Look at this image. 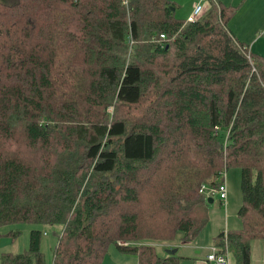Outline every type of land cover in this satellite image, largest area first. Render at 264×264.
I'll list each match as a JSON object with an SVG mask.
<instances>
[{"label": "trees", "instance_id": "obj_1", "mask_svg": "<svg viewBox=\"0 0 264 264\" xmlns=\"http://www.w3.org/2000/svg\"><path fill=\"white\" fill-rule=\"evenodd\" d=\"M126 2L0 0V226L60 225L53 264H100L111 244L137 264H179L143 240L194 238L209 219L201 186L237 167L241 228L215 244L251 264L264 239V57L218 0L194 22L170 0ZM41 234L0 264H45Z\"/></svg>", "mask_w": 264, "mask_h": 264}, {"label": "rangeland", "instance_id": "obj_2", "mask_svg": "<svg viewBox=\"0 0 264 264\" xmlns=\"http://www.w3.org/2000/svg\"><path fill=\"white\" fill-rule=\"evenodd\" d=\"M170 1L174 3V5L171 7L174 8L173 11L175 17L180 20H186L191 15L193 11V6L195 3H197L198 0H170ZM231 1L237 3L240 0H231ZM224 5L234 7L233 5L235 4L231 5L224 3ZM251 8L254 10L253 15H255L254 16L255 22H254V27H252V29L249 30L248 33L250 35H255V33H258L257 26L261 22H264V0L262 1L247 0L246 6L244 7L243 10L241 9V11H239L238 16H240L241 18L247 17L248 15H250L249 9ZM250 17L251 16H249L248 18ZM248 23L249 22L247 21L246 24ZM245 45L249 46L250 51H252V53L253 52L255 53V50L251 49L253 42L252 44H250L249 42H245ZM262 46L264 47V44ZM113 110L114 109L112 106H109L107 108L105 114V120L109 121L111 119V116H113L112 115ZM224 182L227 188V199L225 203L223 202L221 203L218 193H213L210 196V198L213 200V202L208 203L210 218L208 224L206 226L204 225L205 227L199 233L200 240L212 239L210 230L212 229L214 224L220 223L222 218L224 219L226 218V216H230V218L238 217L237 210L239 209L242 201L239 169L237 167H231L230 169H228L227 172L224 174ZM206 196H208V194H206ZM231 220L232 218L230 219V221ZM239 222L241 224L240 219ZM32 229H39L42 233L41 241H40V252L43 255L45 264H53V250L57 244L58 237L61 234L62 227L57 224L50 225L47 223L24 222V223H10V224L1 225L0 226V259L4 253L19 254L26 251L29 243V232ZM180 236H181L180 234H177L170 241L143 240L142 243H148L153 245L155 247L156 252L160 256H163L166 253L165 252L166 250H170L171 246H176V249H178V254L180 256L181 255L192 256L194 252L192 249V244L184 243V241H181ZM212 246L213 243L207 247L208 252L203 249H200L199 256L203 257V255H205L206 252H207L206 253L207 256ZM214 246L221 248L216 244ZM228 251H229L228 252L229 264H234L235 258L233 254L230 252V250ZM179 262L180 264H193L192 261H190L189 259H182L181 257L178 256V263ZM210 262L214 263L213 261ZM137 263L138 262L136 256L125 253L121 254L118 250H116L115 246L111 244L108 247L107 252L103 256L100 264H137Z\"/></svg>", "mask_w": 264, "mask_h": 264}, {"label": "crops", "instance_id": "obj_3", "mask_svg": "<svg viewBox=\"0 0 264 264\" xmlns=\"http://www.w3.org/2000/svg\"><path fill=\"white\" fill-rule=\"evenodd\" d=\"M218 1L223 3V4L224 3L225 4H231V5L235 4L233 6L237 10H235L236 13L233 14V16H232L233 18L231 17L232 18L231 21L229 20L227 22V28L229 29V31L235 36V38L239 42H242L244 44H245V42H249L250 44H252V42H253V45L251 48L252 50H255V53L254 52L253 53L260 55V56H264V47L262 46L264 44V22H261L257 26V32L258 33H255V35H250L248 33V31L251 30L252 27H254V22H255V19H254L255 15H253L254 10L252 8L249 9L250 15H248L245 18H241L240 16H238L239 11H241V9L243 10L244 7L246 6L247 0H240L237 3H235L234 1H231V0H218ZM259 1H262V0H259ZM236 6H238V7H236ZM249 16H251V17L248 18ZM247 21L249 22L248 24H246ZM259 32H261V33H259ZM247 47H249V46H247ZM249 50H250V48H249ZM226 199H227V195H226ZM212 202H213V200H212ZM222 202L223 201H221V203ZM223 203H225V202H223ZM208 216H209V210H208ZM231 218H232V220L230 221ZM231 218H230V216H226V218H224V219L222 218L220 223L214 224V226L210 230V234H211L212 239H210V240H206V239L200 240L199 239V233L208 224V222H209V219H208L205 226H203V228L197 234L198 236L196 235L190 241L184 242V243L192 244V249L194 251L192 256H188V255H181L180 256L178 254V249H176V246H171L170 250L175 249L176 250L175 255H177V257L179 256L182 259H189L190 261H192L193 264H214L212 262L207 261V259H206V253L208 252L207 247L212 243H213V246L215 245V243H216L215 237L220 232H226L228 230H238L241 228V224H240L239 219H238L239 217H236V218L231 217ZM207 234H208V232H207ZM200 249L207 251L205 253V255H203V257L199 256ZM180 262H179V264H180ZM250 262H251V264H264V239H255V240L251 241V244H250Z\"/></svg>", "mask_w": 264, "mask_h": 264}, {"label": "built area", "instance_id": "obj_4", "mask_svg": "<svg viewBox=\"0 0 264 264\" xmlns=\"http://www.w3.org/2000/svg\"><path fill=\"white\" fill-rule=\"evenodd\" d=\"M123 3L126 4V0H123ZM127 6V5H126ZM208 6V0H198L197 3L193 6V11L191 15L186 19L187 22L196 21L201 15L206 11ZM161 38H164V35H160ZM200 192L203 194L212 195L213 193H218L221 201L225 202L227 195V188L224 182V175L222 177V181L217 185H202L200 188ZM207 261H213L215 264H229L228 261V250L227 248H218L216 246H212L210 248L209 254L206 256Z\"/></svg>", "mask_w": 264, "mask_h": 264}, {"label": "water", "instance_id": "obj_5", "mask_svg": "<svg viewBox=\"0 0 264 264\" xmlns=\"http://www.w3.org/2000/svg\"><path fill=\"white\" fill-rule=\"evenodd\" d=\"M171 10L173 11L174 8L171 7ZM207 201H208V203H211V202H212V199L209 198ZM165 252H166L167 254L173 255V254H175L176 250H175V249H171V250H166Z\"/></svg>", "mask_w": 264, "mask_h": 264}]
</instances>
